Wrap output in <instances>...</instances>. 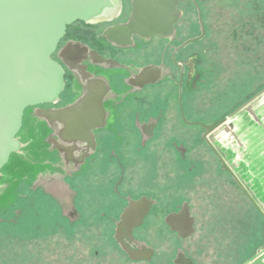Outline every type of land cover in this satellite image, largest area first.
<instances>
[{"label": "flooded vegetation", "instance_id": "af4514ba", "mask_svg": "<svg viewBox=\"0 0 264 264\" xmlns=\"http://www.w3.org/2000/svg\"><path fill=\"white\" fill-rule=\"evenodd\" d=\"M110 1L108 15L69 25L52 55L64 70L59 100L25 110L20 151L0 177V226L23 240L24 224L39 239L52 225L107 222L124 263H151L152 236L161 240L165 226L172 239L193 240L211 204L222 216L245 197L264 220V194L240 168L236 122L248 111L261 120L262 96L251 101L264 83L242 97L256 76L227 77L238 62H228L224 28L240 0H184L171 36L134 34L125 47L113 30L125 28L133 0ZM185 211L194 231L182 237L172 224ZM188 260L178 248L173 264Z\"/></svg>", "mask_w": 264, "mask_h": 264}, {"label": "rangeland", "instance_id": "374dc122", "mask_svg": "<svg viewBox=\"0 0 264 264\" xmlns=\"http://www.w3.org/2000/svg\"><path fill=\"white\" fill-rule=\"evenodd\" d=\"M245 3L247 0L234 3L227 28H224L228 62L242 64L240 70L236 68L238 63L232 65V72L228 71L227 77L237 72L244 78L255 75L257 79L252 86L242 88V97L264 83V28L256 19L249 18L254 26H249L247 19L242 21L246 18L243 15L248 16ZM254 110L261 120H256L248 111V115L245 113L236 121L243 131L240 168L248 179L250 174L254 175L256 187L264 194V96L254 105ZM26 122L22 137L27 132ZM99 206H102L101 202ZM208 208L210 222L201 220L200 230L193 240L172 239L165 226L161 240L152 236L148 242L154 246L156 257L151 263H124L110 242V224L99 222L76 228L66 225L64 230L58 226V231L53 230L52 225L50 234L41 233L39 239H32V231L24 224L19 229L21 233L24 231L23 240L12 236L14 231L10 226H0V264H173L178 248L183 249L194 264H245L264 247V220L245 197L237 208L233 202L228 203L222 216L212 204ZM84 212L89 217L91 209ZM211 216L216 217L211 220ZM154 231L155 226L147 228V232L153 234Z\"/></svg>", "mask_w": 264, "mask_h": 264}, {"label": "water", "instance_id": "95a60500", "mask_svg": "<svg viewBox=\"0 0 264 264\" xmlns=\"http://www.w3.org/2000/svg\"><path fill=\"white\" fill-rule=\"evenodd\" d=\"M183 1L133 0L130 19L125 28L113 30V39L125 47L134 34L144 38L171 36L180 17L178 5ZM112 4L110 0H0V177L11 156L20 151L17 136L25 110L59 100L64 70L52 55L67 27L108 15ZM263 95L264 91L251 102ZM39 118H43V111ZM173 218L172 227L182 237L193 233L188 211ZM152 253L148 252L147 259Z\"/></svg>", "mask_w": 264, "mask_h": 264}, {"label": "trees", "instance_id": "16d2710c", "mask_svg": "<svg viewBox=\"0 0 264 264\" xmlns=\"http://www.w3.org/2000/svg\"><path fill=\"white\" fill-rule=\"evenodd\" d=\"M243 6L242 4H240V7ZM244 8L247 10L248 12V16H242V17H246L244 19H242V21H244L245 19H247L249 21V26H254L252 25V21H250L249 18H251L252 20L256 19L257 24L264 28V0H247V3H245ZM244 23V22H243Z\"/></svg>", "mask_w": 264, "mask_h": 264}, {"label": "crops", "instance_id": "0c3cea01", "mask_svg": "<svg viewBox=\"0 0 264 264\" xmlns=\"http://www.w3.org/2000/svg\"><path fill=\"white\" fill-rule=\"evenodd\" d=\"M245 264H264V251L260 250L256 252L250 261L246 262Z\"/></svg>", "mask_w": 264, "mask_h": 264}]
</instances>
